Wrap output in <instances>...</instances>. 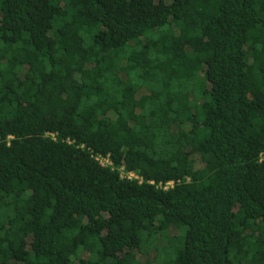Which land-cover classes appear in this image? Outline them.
I'll list each match as a JSON object with an SVG mask.
<instances>
[{"label": "trees", "instance_id": "obj_1", "mask_svg": "<svg viewBox=\"0 0 264 264\" xmlns=\"http://www.w3.org/2000/svg\"><path fill=\"white\" fill-rule=\"evenodd\" d=\"M0 140V264H264V0H0Z\"/></svg>", "mask_w": 264, "mask_h": 264}, {"label": "built area", "instance_id": "obj_2", "mask_svg": "<svg viewBox=\"0 0 264 264\" xmlns=\"http://www.w3.org/2000/svg\"><path fill=\"white\" fill-rule=\"evenodd\" d=\"M54 136V135H53ZM1 142V140H0ZM262 157V160H264V155L261 156ZM95 159L102 165V166H105V167H108V166H113V163L110 159L109 156H101V155H97L95 156ZM123 176H127L129 179H138V177L134 174V173H129L127 175L123 174ZM142 183V182H141ZM151 184H154L153 182ZM175 185L174 182H169V183H160L158 185V187H160L161 189H164V190H169L170 188H173Z\"/></svg>", "mask_w": 264, "mask_h": 264}]
</instances>
